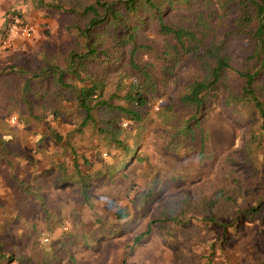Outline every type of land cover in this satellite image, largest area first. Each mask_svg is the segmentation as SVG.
<instances>
[{
    "label": "rangeland",
    "instance_id": "rangeland-1",
    "mask_svg": "<svg viewBox=\"0 0 264 264\" xmlns=\"http://www.w3.org/2000/svg\"><path fill=\"white\" fill-rule=\"evenodd\" d=\"M44 1L64 9H44L39 0H0V241L15 258L9 264H264V150L252 168L246 160L247 141L263 133L261 118L252 104L225 102L241 89L239 71L248 69L251 52L244 37H225L235 26L237 9H223L224 0L202 7L211 23L208 44L216 47L178 66L161 57L168 37L159 20L133 21L137 42L144 46L136 59L155 80L148 102L139 108L141 120L97 106L94 119L83 123L86 111L73 92L27 78L51 63L67 68L72 52L87 49L83 31L93 14L83 9L95 0ZM187 12L185 5L173 3L164 20L180 24ZM13 13L32 23L34 33L6 49L1 41ZM107 31L96 26L92 37L112 56L123 52L121 67L87 62V70L102 82L104 98L114 96L113 104L126 105V89L117 85L132 46L116 48ZM213 52L228 55L229 67L207 93L194 136L183 134L193 111L176 99L207 77L216 63ZM66 82L76 80L67 76ZM112 130L124 146L114 141ZM127 148L134 156L108 173ZM75 154L91 181V204L81 190ZM220 190L229 197L209 210L201 201ZM258 198L263 200L257 215L237 229L228 226ZM203 216L226 224L205 225ZM149 224L151 233L137 241Z\"/></svg>",
    "mask_w": 264,
    "mask_h": 264
},
{
    "label": "trees",
    "instance_id": "trees-1",
    "mask_svg": "<svg viewBox=\"0 0 264 264\" xmlns=\"http://www.w3.org/2000/svg\"><path fill=\"white\" fill-rule=\"evenodd\" d=\"M163 1L166 2L159 3L158 0H114L112 2L95 0L83 9L85 14H93L83 31L84 36L89 39L87 49L82 53L72 52L67 68H62L55 63H51L38 74L30 73L27 81L30 83V81L35 80V83L39 86H43L45 83H47L46 86H49L50 83H57L59 89H68L73 92L77 105L86 111L83 123L94 119L92 117L93 110L97 106L121 110L130 119L141 120L139 108L144 107L148 102L150 98L148 93L155 88V80L153 74L147 69V66L140 64L136 59L137 50L140 47L144 48V46L139 45L137 42V33L133 30V21L144 24L148 18L159 20L160 31L168 37L161 57H164V60L169 65L174 64L178 66L183 59L202 57L211 53V49L216 47L208 44L212 38L211 23L206 10L202 9V7L212 5L213 2L211 0ZM39 3L40 7L44 9L49 8L58 11L64 9L59 4L49 3L44 0H39ZM173 3L183 4L188 10L187 13H183L180 24H171L164 20V16L168 14ZM221 6L223 9L236 8L238 11L235 26L232 30L225 33V37L231 34L244 37L251 45V52L246 56L248 69L239 71V75L243 78L244 83L240 90L229 93L225 102L227 105L239 103L252 104L261 118V130L263 133L252 134L246 144V151L249 155L246 156V160L248 166L252 168L258 159L256 155L264 150V0H224ZM66 11L69 12V10ZM100 25L106 31L110 30L111 33H107V36H110L116 48L122 49L124 45L132 46L129 60L125 62L126 66L121 68L123 79L117 85L119 87L124 85L123 88L126 89L123 96L127 102L126 105L113 104L114 96L104 98L102 82L98 81L96 77L91 78L87 70V62H100L105 65H114L116 68L121 67L123 63V52H120L118 56H112L107 48L103 51L102 46L96 41V38L92 37L96 26L100 27ZM223 43L224 40L220 42V45ZM217 47H220L219 44H217ZM214 52L212 54L215 57L216 63L210 68L207 77L191 84L188 90L176 99L177 103L189 106L193 111L182 129L183 134L186 133V135L191 134L194 136L196 129L200 127L202 121L201 117L207 103V93L218 87L217 85L222 81L225 71L229 67V56L226 54L215 55ZM67 76L75 79L76 83L67 84ZM127 78L131 79L128 86L124 83ZM111 135L119 146H124L123 143L121 144L117 132L112 130ZM54 137L59 141L63 139L59 138L60 136L57 133H55ZM134 153L132 149L127 148L124 151V155L119 159L117 167L108 169V173L113 174L114 169L118 168L117 171H119V168H123L124 164L134 156ZM74 160L76 171L81 180V190L84 199L87 203L91 204L89 193L91 181L80 171L76 154ZM227 197L229 195L225 191L220 190L213 197L203 199L201 202L203 205L209 207V210H212L215 209L221 200H227ZM262 200L263 198H258L255 200V204L248 210H240L228 226L237 229L244 219L257 215ZM117 213L119 217H125L122 210H118ZM203 221L205 225H210L209 222L226 224L218 222L217 219L211 216H203ZM150 233L151 224L148 225L143 234L136 237V240L139 241L142 236L149 235ZM14 259V256L4 249V245L0 241V264H9Z\"/></svg>",
    "mask_w": 264,
    "mask_h": 264
},
{
    "label": "built area",
    "instance_id": "built-area-1",
    "mask_svg": "<svg viewBox=\"0 0 264 264\" xmlns=\"http://www.w3.org/2000/svg\"><path fill=\"white\" fill-rule=\"evenodd\" d=\"M34 33L33 24L26 22L18 14H12L9 16L8 29L1 41V44L6 49H13L16 45L17 40L19 39H30ZM16 117L13 119L15 122ZM48 241L49 238L44 239Z\"/></svg>",
    "mask_w": 264,
    "mask_h": 264
}]
</instances>
